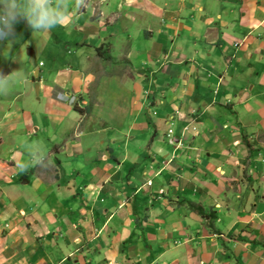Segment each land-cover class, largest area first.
Listing matches in <instances>:
<instances>
[{"label": "crops", "instance_id": "obj_1", "mask_svg": "<svg viewBox=\"0 0 264 264\" xmlns=\"http://www.w3.org/2000/svg\"><path fill=\"white\" fill-rule=\"evenodd\" d=\"M90 2L0 41V264H264V0Z\"/></svg>", "mask_w": 264, "mask_h": 264}, {"label": "clouds", "instance_id": "obj_2", "mask_svg": "<svg viewBox=\"0 0 264 264\" xmlns=\"http://www.w3.org/2000/svg\"><path fill=\"white\" fill-rule=\"evenodd\" d=\"M90 0H0V41H10L15 36V25L25 21L32 31H50L52 28L70 24L78 13L90 10ZM19 71L8 75L0 73V95L10 91V80ZM25 153L17 162L20 171L29 167H45L48 164L46 150L40 141L24 143Z\"/></svg>", "mask_w": 264, "mask_h": 264}, {"label": "rangeland", "instance_id": "obj_3", "mask_svg": "<svg viewBox=\"0 0 264 264\" xmlns=\"http://www.w3.org/2000/svg\"><path fill=\"white\" fill-rule=\"evenodd\" d=\"M93 17H95V15L93 16ZM28 50H30V49H27V52L26 53H28ZM44 50H45V53L46 54H48V55H54L55 53H54V51H53V45H48V46H46V47H44ZM52 51H53V53H52ZM52 53V54H51ZM30 59H31V64H32V67L33 66H36V65H38L39 64V62L41 61L43 64H47V62L46 61H44L43 59H40V56H38L37 55V53L34 55V56H30ZM38 69H40L41 71L43 70L41 67H39L38 66ZM32 76H34V74L32 75ZM37 83H35L33 80H32V78H31V84H30V89H32L33 90V93H34V95H35V93H36V91H35V85H36ZM36 97V96H35ZM74 106V105H73Z\"/></svg>", "mask_w": 264, "mask_h": 264}, {"label": "trees", "instance_id": "obj_4", "mask_svg": "<svg viewBox=\"0 0 264 264\" xmlns=\"http://www.w3.org/2000/svg\"><path fill=\"white\" fill-rule=\"evenodd\" d=\"M97 50V54L102 57L100 54H103L102 52H100L101 50L99 48L96 49ZM105 60H109L110 58L108 56L106 57H103ZM74 109L80 114V115H84V114H88L89 113V108L86 107V108H82L80 107V105H74ZM197 212H199L197 209H196ZM202 214V213H200Z\"/></svg>", "mask_w": 264, "mask_h": 264}, {"label": "built area", "instance_id": "obj_5", "mask_svg": "<svg viewBox=\"0 0 264 264\" xmlns=\"http://www.w3.org/2000/svg\"><path fill=\"white\" fill-rule=\"evenodd\" d=\"M69 102H70L71 105H81L80 100L76 99L75 97H71L70 100H69ZM187 131H188V129H187V127H185L183 129V131H182V135L186 134ZM171 134H172V132L171 131H168L167 137L169 138ZM168 143L169 144H172L173 143V140L172 139L171 140H168ZM148 185H151V183L148 182Z\"/></svg>", "mask_w": 264, "mask_h": 264}, {"label": "water", "instance_id": "obj_6", "mask_svg": "<svg viewBox=\"0 0 264 264\" xmlns=\"http://www.w3.org/2000/svg\"><path fill=\"white\" fill-rule=\"evenodd\" d=\"M35 91L36 92L38 91V85L37 84L35 85Z\"/></svg>", "mask_w": 264, "mask_h": 264}]
</instances>
